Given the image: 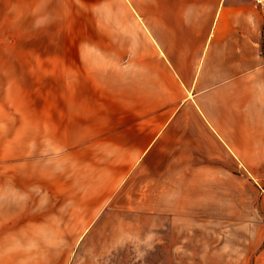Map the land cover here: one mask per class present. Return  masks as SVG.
<instances>
[{
    "label": "crops",
    "instance_id": "1",
    "mask_svg": "<svg viewBox=\"0 0 264 264\" xmlns=\"http://www.w3.org/2000/svg\"><path fill=\"white\" fill-rule=\"evenodd\" d=\"M100 5L92 55L107 98L47 125L53 172L39 177L38 229L12 227L48 230L43 245L61 254L12 264H71L56 236L70 235V250L107 212L165 217L171 230L210 217L227 227L214 264H264V12L255 0ZM76 42L81 58L98 46L87 29Z\"/></svg>",
    "mask_w": 264,
    "mask_h": 264
},
{
    "label": "rangeland",
    "instance_id": "2",
    "mask_svg": "<svg viewBox=\"0 0 264 264\" xmlns=\"http://www.w3.org/2000/svg\"><path fill=\"white\" fill-rule=\"evenodd\" d=\"M85 2L0 0V264L61 254L43 245L48 230L12 227L38 229L44 210L39 177L47 181L53 172L54 140L44 132L47 125L64 127L70 115L85 114L88 104L107 98L108 76L92 55L101 42V0L89 1L90 10ZM86 29L98 46L90 44L91 57L81 58L83 45L76 41ZM243 215L239 204L237 216ZM226 228L209 217L190 220L189 230H171L165 217L107 212L70 250L71 236L65 234L56 236L54 249L66 250L71 264H214L213 243ZM180 243L189 246L174 247Z\"/></svg>",
    "mask_w": 264,
    "mask_h": 264
},
{
    "label": "built area",
    "instance_id": "3",
    "mask_svg": "<svg viewBox=\"0 0 264 264\" xmlns=\"http://www.w3.org/2000/svg\"><path fill=\"white\" fill-rule=\"evenodd\" d=\"M255 3L257 7L259 8V10L264 12V0H255Z\"/></svg>",
    "mask_w": 264,
    "mask_h": 264
}]
</instances>
